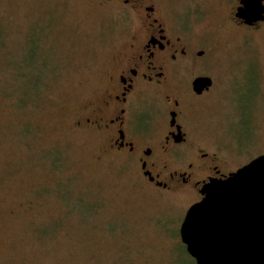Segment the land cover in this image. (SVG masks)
I'll list each match as a JSON object with an SVG mask.
<instances>
[{
  "label": "rangeland",
  "instance_id": "1",
  "mask_svg": "<svg viewBox=\"0 0 264 264\" xmlns=\"http://www.w3.org/2000/svg\"><path fill=\"white\" fill-rule=\"evenodd\" d=\"M223 1L203 0L194 17L216 86L189 110L236 170L264 154V23L237 27ZM123 28L98 0H0V264H165L182 253L175 232L194 195L157 197L135 157L75 126L103 107Z\"/></svg>",
  "mask_w": 264,
  "mask_h": 264
},
{
  "label": "flooded vegetation",
  "instance_id": "2",
  "mask_svg": "<svg viewBox=\"0 0 264 264\" xmlns=\"http://www.w3.org/2000/svg\"><path fill=\"white\" fill-rule=\"evenodd\" d=\"M98 1L124 23L123 45L109 73L103 107L92 108L75 126L105 133L109 150L135 157L157 197L191 192L195 198L189 209L203 198V185L235 171L223 168L226 155L219 147L203 143L189 110L192 100H201L216 86L206 64L211 49L195 33L194 17L205 10L203 0ZM240 7L242 0H224L219 10L242 29L264 23H246L237 16ZM201 77L210 78L211 85L199 90L195 82ZM187 210L175 232L182 253H171L173 260L165 264L183 259L197 264L181 238Z\"/></svg>",
  "mask_w": 264,
  "mask_h": 264
},
{
  "label": "water",
  "instance_id": "3",
  "mask_svg": "<svg viewBox=\"0 0 264 264\" xmlns=\"http://www.w3.org/2000/svg\"><path fill=\"white\" fill-rule=\"evenodd\" d=\"M237 16L264 20V0H242ZM210 78L195 82L200 90ZM186 213L181 238L197 264H264V154L203 185Z\"/></svg>",
  "mask_w": 264,
  "mask_h": 264
},
{
  "label": "trees",
  "instance_id": "4",
  "mask_svg": "<svg viewBox=\"0 0 264 264\" xmlns=\"http://www.w3.org/2000/svg\"><path fill=\"white\" fill-rule=\"evenodd\" d=\"M27 101H28V100L25 98V104L27 103Z\"/></svg>",
  "mask_w": 264,
  "mask_h": 264
}]
</instances>
